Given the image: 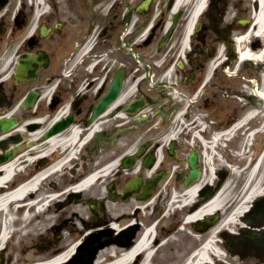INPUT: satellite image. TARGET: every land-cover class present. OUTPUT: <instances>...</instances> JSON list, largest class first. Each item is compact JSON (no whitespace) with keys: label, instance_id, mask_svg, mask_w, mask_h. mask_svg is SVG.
Instances as JSON below:
<instances>
[{"label":"flooded vegetation","instance_id":"obj_1","mask_svg":"<svg viewBox=\"0 0 264 264\" xmlns=\"http://www.w3.org/2000/svg\"><path fill=\"white\" fill-rule=\"evenodd\" d=\"M178 2L0 0V99L6 104L0 119L14 122L9 135L19 142L10 146L16 150L13 158L26 150L31 153L22 167V160L13 159L17 168L25 174L34 162L39 169L33 165L32 174L47 172L25 200L29 206L22 214L32 211L30 222L44 226L51 214L72 215L75 234L62 247L80 240L84 194L86 199L100 197L74 189L84 179L74 175L68 185L61 182L54 190H44L49 168L54 162L64 163V151L71 148L72 157L85 149L94 161L92 148L102 145V159L90 168L93 172L110 167L98 176L111 173L107 195L141 201L154 194L173 167L177 171L189 165L197 119L212 128L224 118L222 126L229 128L237 124L248 99L254 102V113L264 115V55L255 53L261 57L254 62L241 59L236 38L245 27L238 18L225 21L227 0H207L204 12L193 18L192 2ZM250 45L258 52L264 40L255 37ZM182 99L196 103L185 106ZM183 108L187 111L181 116ZM211 128L205 127L203 135L209 137ZM230 158L225 154L226 162ZM24 174L0 193L24 182ZM115 185H120L118 191ZM112 221L111 214L97 213L91 226ZM31 230V240L42 247L41 240L49 234L34 237L39 231ZM44 241V251L26 255L31 264L52 258ZM73 246L75 250L78 243L59 250L67 252ZM254 252L242 250L239 263L264 264V257ZM26 257H6L2 252L0 264H9L10 258L12 264H22Z\"/></svg>","mask_w":264,"mask_h":264},{"label":"rangeland","instance_id":"obj_2","mask_svg":"<svg viewBox=\"0 0 264 264\" xmlns=\"http://www.w3.org/2000/svg\"><path fill=\"white\" fill-rule=\"evenodd\" d=\"M259 8V1L257 0H227L224 8L226 14L225 21L233 22V20L239 17L249 18L251 22L248 25L250 26H245V31H247L253 26V16L259 11ZM253 104L252 99L244 101V111L238 121L244 120L247 123H243L242 129H238L239 131L237 130L234 136L231 133V136L227 140H224V137H221L217 142L213 140V137H217L219 134L220 136L222 135L221 132L224 130L222 125L226 120L223 118L222 121L213 124L215 127L209 130L211 135L209 137L206 136L207 144L204 148L201 146L200 149L203 155L199 169L195 168L191 171L190 167L182 166V169L175 171V176L169 183H167L169 177L167 179L165 177L164 179L166 180L162 179L158 189L150 198L141 199L140 201L137 198L123 199L124 197L113 198L108 196L107 194L111 191L106 184L112 181L110 179L111 173L106 177L102 176L96 184L85 190L84 192L98 193L100 197L86 199L88 194H84L85 204L84 209H82L83 212L80 214L82 224L79 227V235H81L80 238H82L83 243L78 248V255L81 257L76 261L79 264H86V262L91 260L92 252H96L95 260L91 264H97L104 259L105 254L117 253V249H124L125 246L133 243L153 219L159 218L160 222L157 225L156 238L159 242L162 241L157 245V240H155L152 244L155 253L150 261L151 264H184L195 250L204 245L212 232L215 237L212 243V250L210 247V257L208 260L206 259L207 261L205 260L197 264H241L236 255H239L242 250L247 251L250 249L248 245H256V248L262 249L261 245L264 244V228L262 227L264 225V216L258 213V204H262V200H264V158L261 162L260 170L255 176L251 174L250 170H252L251 167L253 165L251 163H255L258 157L257 147L264 148V115L253 119L247 117L248 113L255 111ZM5 106L4 99L1 98V112L5 109ZM259 120L261 121L260 123ZM255 128L257 130L261 129V131H258L251 145L247 134L249 130ZM9 138L13 139L12 135L3 134L0 136L3 143L2 147H0V159H3V157H6L10 153L12 143L17 144L19 142L14 139V141L9 140ZM196 142L198 141L196 140ZM21 143L23 142L21 141L19 145ZM101 146H94L92 148L94 154L97 156L94 161L90 160L92 159L90 153H83L85 149L80 154L77 153L72 157H70L72 154L71 148L68 152L64 151L67 153V156L65 154V157H62L64 158L62 159L64 163L61 166H56L54 162L49 168L51 172L50 181L47 179L44 190H54L61 182V184L66 183L68 185V182L74 178L72 175L78 177L89 175L93 170L90 168L91 165L96 164L97 161L102 159V156L99 155L102 153ZM240 146L243 147V151L238 148ZM231 147L235 148H232L230 151ZM248 149L250 150V154ZM253 150L255 151L254 155L252 154ZM38 152L42 153V150ZM225 154H229V157H231L228 160L230 161V165L226 164L223 159L225 158ZM251 156L253 158L252 162H250ZM30 157H32L31 153L26 150L25 153L21 152L17 154L14 159L22 160L19 164L22 167L25 163L27 164ZM33 165L37 166L34 162L32 165H28L25 174L22 169L19 177L23 176L22 174L25 177L31 175L35 170V166ZM37 169H39L38 166ZM226 169L228 175L224 176L223 170ZM190 173L193 174L191 175ZM182 179H185V181L183 182ZM257 184L259 186L258 192L251 201L253 205H248L244 211L242 224L236 222L234 224L226 223L224 221L223 208H218L212 211L211 214L207 212L190 223L185 222L184 219L189 212L196 210L200 204L212 197H216L220 192H222L221 198L223 201L221 204L225 205L235 198L238 204L246 197L248 190L253 186H257ZM195 185L201 187L200 195L198 198H195L196 202H193L191 205L190 203L186 204L184 190L187 187ZM119 186L115 185L114 188L118 191ZM43 188V186L40 187V189ZM247 188L248 190L246 191ZM33 192L30 195L34 194ZM237 196H240V198L237 199ZM22 201L18 202V204H21ZM16 204L13 202L10 204V208H15ZM19 212L22 213V210L20 209ZM104 212L111 214L113 218L112 223L100 226L93 224L91 226L97 213ZM125 215L128 217L124 219ZM210 215L213 219L212 223L208 224L206 221ZM27 216V218L26 216L24 218L21 216L22 219L18 218L17 220L8 218V222L4 218L3 213L0 212V226L4 219L8 224H14L15 226L14 231L12 229L9 233L10 238H7L6 241L0 244L4 246L2 250H4L6 257L16 256L17 254L26 257V255L30 256L32 252L44 251L45 248H42L45 246L44 239H47V247L51 249V256L56 254L57 249L67 248L68 245L78 242L75 239L71 241V244L62 247L64 243H68V238L75 234V222L72 220V215L65 213L58 215L51 214L49 215L50 219H47L46 226H44V222H40V224L30 222L32 211L29 210ZM37 220L35 218V222ZM237 222H240L239 219ZM129 223L133 224L130 225ZM124 226L126 228H123V231L120 230ZM33 227H37L36 231H39L34 237L49 234L50 239L45 236L41 240L43 242L42 247L36 243L37 240H31V235L34 234V230H31ZM13 232L14 235H11ZM27 233L28 235H26ZM97 246L99 249H97ZM54 250H56L55 253ZM145 254H142V259H144ZM25 259L27 260L23 259L22 264H25L24 262L31 264L30 258L26 257Z\"/></svg>","mask_w":264,"mask_h":264},{"label":"bare ground","instance_id":"obj_3","mask_svg":"<svg viewBox=\"0 0 264 264\" xmlns=\"http://www.w3.org/2000/svg\"><path fill=\"white\" fill-rule=\"evenodd\" d=\"M259 1V11L257 13L254 14L253 16V26L250 28V30H248L247 33L243 34L241 37L238 38V49L240 51V56L242 60H246V59H255L261 56H256L255 53H258L259 55H264V48L262 50H258V52H256L254 49H252L249 45H248V41L254 36V37H262L264 38V0H257ZM183 2H192L193 5V12H192V17H198L199 14L203 13L202 11L205 10L206 7V3L207 0H179L178 4L183 3ZM253 35V36H252ZM264 94H261L260 96L264 99ZM253 115H251L252 117ZM244 121V120H243ZM245 122V121H244ZM261 131V129H260ZM231 133V132H229ZM253 135H255L254 132L250 133V138H248L249 140H251V138L253 137ZM264 157V156H263ZM263 157L260 158V161L263 159ZM260 161L258 163H260ZM16 166V162H11L8 165H4V166H0V189H3L5 183L9 182V180L12 179L14 174V168ZM257 166V165H256ZM253 167L251 170V174L255 176V174L257 173V168ZM22 168H19L18 170H21ZM46 171L40 173L39 175H37L34 179H32V182L27 183V184H23L22 186H20L18 189L14 190L13 192H4L2 191L0 193V209H4L6 210L8 208V205L15 202L18 203L21 200L27 198L28 195H30L29 193L33 192L39 178H42L43 176H45ZM92 179H94V176L92 178H87L86 180H84L79 187H84V184L89 183L92 181ZM200 189L199 185H195L192 188H189L185 195H186V204L190 203V201H192L195 196L197 195L198 191ZM259 189V186L257 184V186H253L252 188H250L248 190V188L246 189V191L248 190V192L246 193V197L244 198V200L238 205V207L236 208V210L228 215L224 221H226V223H231L234 224L235 222H237L238 216L242 215L243 212L246 210V208L248 207V205L250 204V202L252 201L253 197L255 196V194H257ZM245 191V190H244ZM222 192H220L214 199H212L208 204H206L204 207H202L201 209H198L192 213H190L187 217H186V221L187 222H191L195 219H197L198 217H201L203 214L205 213H210L218 208H223L225 209L224 206H226V204H221L222 198H221ZM27 216V213L24 215V217ZM23 217V218H24ZM263 227V226H262ZM6 228H4V232L2 234V236H0V244L4 241V239L7 236V232H6ZM154 234V227L153 228H148L143 235L141 236V238L136 242V244L134 246H132V248H130L128 251L123 252L121 255H119L116 260H114L113 262H111L110 264H131L133 262V260L136 258L137 255L141 254V253H146V259L144 260V262L142 264H150L149 261L152 258V252H151V247H152V236ZM214 235L213 232L210 234L208 240H206V242L204 243V245L199 248L198 250H195L192 255L186 260V262L184 264H197V263H201L204 262L206 259L208 260V258L210 257L209 255V251H210V247L212 250V243L214 241ZM4 246L0 245V250L3 249ZM74 255V246L69 249L67 252H59L54 258L53 260H45V262H43V264H61L65 261H68V259ZM70 256V257H69ZM11 257V256H10ZM206 260V261H207ZM13 263V258L9 259V264Z\"/></svg>","mask_w":264,"mask_h":264}]
</instances>
